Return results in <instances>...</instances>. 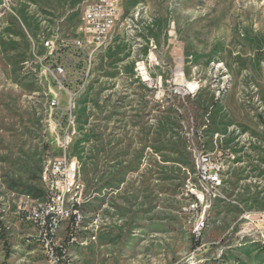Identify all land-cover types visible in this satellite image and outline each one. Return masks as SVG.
Listing matches in <instances>:
<instances>
[{"label": "rangeland", "instance_id": "rangeland-1", "mask_svg": "<svg viewBox=\"0 0 264 264\" xmlns=\"http://www.w3.org/2000/svg\"><path fill=\"white\" fill-rule=\"evenodd\" d=\"M81 2L0 0V264H49L17 200L44 199L54 158L79 186L57 232L70 264H264V0H121L61 122L41 34H70ZM200 154L221 185L199 180Z\"/></svg>", "mask_w": 264, "mask_h": 264}, {"label": "built area", "instance_id": "built-area-1", "mask_svg": "<svg viewBox=\"0 0 264 264\" xmlns=\"http://www.w3.org/2000/svg\"><path fill=\"white\" fill-rule=\"evenodd\" d=\"M121 0H82L78 21L70 27L71 33L54 32L41 34L43 46L47 49L44 71L52 79L49 88L48 106L57 109L61 122L70 119L75 108V97L87 82L91 69V53L106 47L114 36L120 14ZM142 77V76H141ZM143 78V77H142ZM61 93L66 96L65 105L60 104ZM67 115V117H66ZM196 174L200 181L210 187L221 185V165L214 163L207 154H200L195 161ZM75 167L63 158L48 159L44 162L41 179L45 185L44 199L21 195L17 209L21 220L31 229L32 236L46 241L47 260L53 264H66L64 258L65 241L57 242V232L62 221L76 223V193L79 189L75 181ZM205 190V189H204ZM194 193L188 208L197 211L204 200L205 190ZM211 192L209 196H211ZM33 223H40V230H33ZM72 223V222H71ZM194 229L199 234L203 229V217L195 220Z\"/></svg>", "mask_w": 264, "mask_h": 264}, {"label": "crops", "instance_id": "crops-1", "mask_svg": "<svg viewBox=\"0 0 264 264\" xmlns=\"http://www.w3.org/2000/svg\"><path fill=\"white\" fill-rule=\"evenodd\" d=\"M129 10H130V12L128 13V16H127L129 23H128L127 27H130L131 23H133L136 26L135 23L138 22L139 19H142V18L147 19L148 17H150L149 16L150 12L148 10L147 5H142V7L137 8V9H136V7L135 8L131 7ZM143 23H144V21H143ZM146 38H149V37L147 36ZM151 39H152V36H151Z\"/></svg>", "mask_w": 264, "mask_h": 264}, {"label": "bare ground", "instance_id": "bare-ground-1", "mask_svg": "<svg viewBox=\"0 0 264 264\" xmlns=\"http://www.w3.org/2000/svg\"><path fill=\"white\" fill-rule=\"evenodd\" d=\"M189 85H191V87L192 86H194L195 84L192 82V83H190ZM33 226H35V227H37V228H40V223H33ZM203 227H204V221H203ZM36 229V228H35ZM194 232L196 233V231H195V229H194ZM35 238H36V236H35ZM37 239V238H36ZM44 239V238H43ZM38 240V239H37ZM45 240V239H44ZM41 242V241H40ZM42 243V242H41ZM45 243H46V241H45ZM38 244V243H37ZM45 247H46V245H45ZM44 253H45V251H44ZM65 253V252H64ZM46 257V256H45ZM64 258H65V256H64ZM65 263L66 264H70L69 263V261L68 260H65ZM49 264H53L52 262H50L49 261Z\"/></svg>", "mask_w": 264, "mask_h": 264}, {"label": "trees", "instance_id": "trees-1", "mask_svg": "<svg viewBox=\"0 0 264 264\" xmlns=\"http://www.w3.org/2000/svg\"><path fill=\"white\" fill-rule=\"evenodd\" d=\"M169 109H170V107H169ZM76 208H78V205L76 206ZM73 217H74V215L71 216V222H72V223H73V221H72V218H73ZM72 223H71V224H72ZM66 240L68 241L69 239L66 238ZM65 246H66V244H65Z\"/></svg>", "mask_w": 264, "mask_h": 264}]
</instances>
